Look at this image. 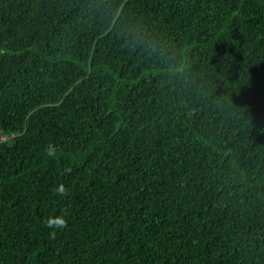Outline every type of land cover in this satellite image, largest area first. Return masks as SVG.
I'll use <instances>...</instances> for the list:
<instances>
[{
    "label": "trees",
    "instance_id": "obj_1",
    "mask_svg": "<svg viewBox=\"0 0 264 264\" xmlns=\"http://www.w3.org/2000/svg\"><path fill=\"white\" fill-rule=\"evenodd\" d=\"M0 264H264V0H0Z\"/></svg>",
    "mask_w": 264,
    "mask_h": 264
},
{
    "label": "built area",
    "instance_id": "obj_2",
    "mask_svg": "<svg viewBox=\"0 0 264 264\" xmlns=\"http://www.w3.org/2000/svg\"><path fill=\"white\" fill-rule=\"evenodd\" d=\"M7 136L5 134H0V140H4Z\"/></svg>",
    "mask_w": 264,
    "mask_h": 264
}]
</instances>
